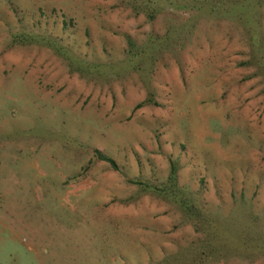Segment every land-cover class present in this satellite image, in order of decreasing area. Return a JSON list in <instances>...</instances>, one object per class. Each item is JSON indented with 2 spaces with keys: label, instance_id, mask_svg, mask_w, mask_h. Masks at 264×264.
<instances>
[{
  "label": "rangeland",
  "instance_id": "rangeland-1",
  "mask_svg": "<svg viewBox=\"0 0 264 264\" xmlns=\"http://www.w3.org/2000/svg\"><path fill=\"white\" fill-rule=\"evenodd\" d=\"M216 1L149 20L122 0H0V264L188 262L199 234L131 182L172 161L225 230L264 242V0H233L236 19ZM234 234L200 264H264Z\"/></svg>",
  "mask_w": 264,
  "mask_h": 264
},
{
  "label": "trees",
  "instance_id": "trees-1",
  "mask_svg": "<svg viewBox=\"0 0 264 264\" xmlns=\"http://www.w3.org/2000/svg\"><path fill=\"white\" fill-rule=\"evenodd\" d=\"M124 3L126 2L127 5L131 8V10L135 14L143 13L149 20H152L158 10L161 7V1H169L170 4H174L175 0H122ZM195 1V0H194ZM200 2V8L203 5H206L207 0H197ZM227 0H219L216 1L214 4H219L223 11H229L232 16H235L236 19V2L233 3H226ZM191 7L189 3H181L178 7H182L187 9ZM67 21L63 20V26L66 27ZM128 41V44L131 46L130 51L134 48V41L130 38V36L125 35ZM11 42L14 44H30V43H42L44 45L53 47L57 53L66 55V49L60 45L55 38H50L47 34L44 33H32V32H18L13 33ZM144 102H140L137 106H141ZM94 157L97 160L107 162L110 167L114 170H118V165L116 161L111 158L110 156L106 155L102 151L98 149H94ZM145 181V180H144ZM139 181V180H131L132 183L137 184L143 190H147L158 197H161L165 200H168L174 203L176 206L179 207L181 212L183 213V219L188 221L194 231L199 234L198 236V252L195 254L193 259H190L186 263L180 264H200L201 261L205 259L207 261H215L217 259L223 258L222 252L228 250L231 246L228 242H218V240H229L233 237V234L236 236V243H239V246L243 247H252L256 245L257 247L261 248V245L254 244L251 240L245 239L242 237L238 232L239 228L236 225V228H230L225 230L223 224L226 222V219L229 217H225L224 220L219 219V215L213 216V212L208 208H205L198 200L195 195H193L189 190H187L184 186L178 184V176H177V165L175 162H171L169 173L165 179V181L161 183H149L148 181ZM258 236V234L256 235ZM229 238V239H228ZM261 241V239H260ZM237 247V244H236ZM232 248V246H231ZM234 252H239L237 248H234ZM262 249V248H261ZM178 252V258H179ZM183 253H186V250H183Z\"/></svg>",
  "mask_w": 264,
  "mask_h": 264
}]
</instances>
